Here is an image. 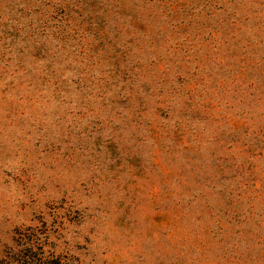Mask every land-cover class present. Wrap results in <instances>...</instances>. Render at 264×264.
<instances>
[{
	"label": "rangeland",
	"instance_id": "rangeland-1",
	"mask_svg": "<svg viewBox=\"0 0 264 264\" xmlns=\"http://www.w3.org/2000/svg\"><path fill=\"white\" fill-rule=\"evenodd\" d=\"M23 253L264 264V0H0V264Z\"/></svg>",
	"mask_w": 264,
	"mask_h": 264
},
{
	"label": "trees",
	"instance_id": "trees-1",
	"mask_svg": "<svg viewBox=\"0 0 264 264\" xmlns=\"http://www.w3.org/2000/svg\"><path fill=\"white\" fill-rule=\"evenodd\" d=\"M56 11H57V9H53L51 12H52V14H50V15H48V18H45V19H47V21H45L44 19L43 20H41V18L40 17H37L35 20H36V22H38L37 24V26H36V28L41 24V26H45L47 23H48V20H56L57 21V23H59L58 25H54L55 27H59V28H61L60 26H62V25H64V24H61L62 23V21H65L66 22V20H67V18L68 17H66V15H64V14H61V12L63 13V11H64V9H63V7H61L60 8V11L61 12H57L56 13ZM43 15H44V13H43ZM55 21V22H56ZM61 24V25H60ZM48 27H51L50 25H47ZM55 27H53V28H55ZM64 30V29H63ZM66 31V30H65ZM55 33V31H54V29H52V34H54ZM38 50H40V48L38 49ZM27 254V253H26ZM25 253H23L22 254V256L19 258H17L16 259V261H15V263L14 264H66V263H64V262H62L61 260H59V259H53V258H49V257H47V256H36V257H30V256H28V255H26Z\"/></svg>",
	"mask_w": 264,
	"mask_h": 264
}]
</instances>
